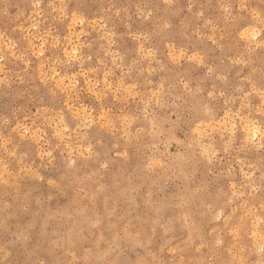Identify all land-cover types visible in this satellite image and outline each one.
<instances>
[{"label": "clouds", "instance_id": "clouds-1", "mask_svg": "<svg viewBox=\"0 0 264 264\" xmlns=\"http://www.w3.org/2000/svg\"><path fill=\"white\" fill-rule=\"evenodd\" d=\"M0 264H264V0H0Z\"/></svg>", "mask_w": 264, "mask_h": 264}, {"label": "snow or ice", "instance_id": "snow-or-ice-1", "mask_svg": "<svg viewBox=\"0 0 264 264\" xmlns=\"http://www.w3.org/2000/svg\"><path fill=\"white\" fill-rule=\"evenodd\" d=\"M181 55H183V53H181Z\"/></svg>", "mask_w": 264, "mask_h": 264}]
</instances>
